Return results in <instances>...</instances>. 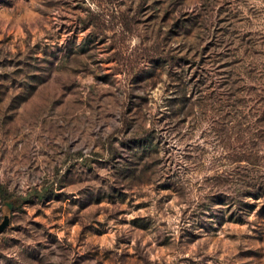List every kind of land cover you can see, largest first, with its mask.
<instances>
[{
  "label": "rangeland",
  "instance_id": "obj_1",
  "mask_svg": "<svg viewBox=\"0 0 264 264\" xmlns=\"http://www.w3.org/2000/svg\"><path fill=\"white\" fill-rule=\"evenodd\" d=\"M0 191V264H264V0H0Z\"/></svg>",
  "mask_w": 264,
  "mask_h": 264
},
{
  "label": "water",
  "instance_id": "obj_2",
  "mask_svg": "<svg viewBox=\"0 0 264 264\" xmlns=\"http://www.w3.org/2000/svg\"><path fill=\"white\" fill-rule=\"evenodd\" d=\"M7 207L10 209L11 205L7 204ZM7 224H8V216L3 215L2 220L0 222V232L7 226Z\"/></svg>",
  "mask_w": 264,
  "mask_h": 264
},
{
  "label": "trees",
  "instance_id": "obj_3",
  "mask_svg": "<svg viewBox=\"0 0 264 264\" xmlns=\"http://www.w3.org/2000/svg\"><path fill=\"white\" fill-rule=\"evenodd\" d=\"M0 194H1L2 201H5V200H9L10 201V199L5 197L1 191H0ZM11 203H12L13 207H17L18 206L17 199L11 200ZM4 204L7 206V203H4Z\"/></svg>",
  "mask_w": 264,
  "mask_h": 264
}]
</instances>
